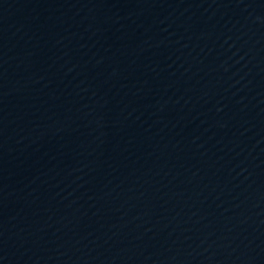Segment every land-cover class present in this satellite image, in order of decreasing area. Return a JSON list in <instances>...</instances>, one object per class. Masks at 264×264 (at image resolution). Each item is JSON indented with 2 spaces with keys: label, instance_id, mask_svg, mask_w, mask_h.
Listing matches in <instances>:
<instances>
[{
  "label": "water",
  "instance_id": "1",
  "mask_svg": "<svg viewBox=\"0 0 264 264\" xmlns=\"http://www.w3.org/2000/svg\"><path fill=\"white\" fill-rule=\"evenodd\" d=\"M0 264H264V0H0Z\"/></svg>",
  "mask_w": 264,
  "mask_h": 264
}]
</instances>
